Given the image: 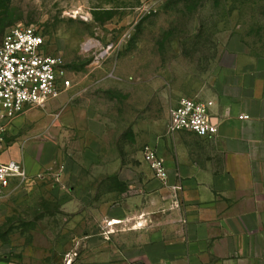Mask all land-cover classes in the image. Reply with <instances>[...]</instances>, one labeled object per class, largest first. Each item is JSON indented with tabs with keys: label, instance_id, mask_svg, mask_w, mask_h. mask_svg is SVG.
Wrapping results in <instances>:
<instances>
[{
	"label": "rangeland",
	"instance_id": "rangeland-1",
	"mask_svg": "<svg viewBox=\"0 0 264 264\" xmlns=\"http://www.w3.org/2000/svg\"><path fill=\"white\" fill-rule=\"evenodd\" d=\"M150 6L0 0V43L12 27H34L71 81L8 126L2 160L26 176L0 197L4 264H85L108 250L110 234L123 233L114 210L156 185L143 151L171 135V111L211 87L227 49L264 70V0Z\"/></svg>",
	"mask_w": 264,
	"mask_h": 264
},
{
	"label": "crops",
	"instance_id": "crops-1",
	"mask_svg": "<svg viewBox=\"0 0 264 264\" xmlns=\"http://www.w3.org/2000/svg\"><path fill=\"white\" fill-rule=\"evenodd\" d=\"M256 64L225 51L211 87L196 94L218 134L158 135L168 181L156 177L138 201L116 208L111 226L122 235L111 233L109 249L85 264H264V70Z\"/></svg>",
	"mask_w": 264,
	"mask_h": 264
},
{
	"label": "built area",
	"instance_id": "built-area-1",
	"mask_svg": "<svg viewBox=\"0 0 264 264\" xmlns=\"http://www.w3.org/2000/svg\"><path fill=\"white\" fill-rule=\"evenodd\" d=\"M147 1L153 9L162 0ZM70 87L63 59L46 54L44 37L37 29L18 25L8 30L0 43V197L14 181L26 176L20 164L2 160L8 126L28 107L44 106ZM168 131L171 135L186 131L209 138L216 136L219 129L205 103L184 99L171 111ZM143 159L155 177L168 181L165 162L155 147H145ZM180 190L174 187L175 192Z\"/></svg>",
	"mask_w": 264,
	"mask_h": 264
},
{
	"label": "bare ground",
	"instance_id": "bare-ground-1",
	"mask_svg": "<svg viewBox=\"0 0 264 264\" xmlns=\"http://www.w3.org/2000/svg\"><path fill=\"white\" fill-rule=\"evenodd\" d=\"M88 48V47H87ZM119 222H116V224H118Z\"/></svg>",
	"mask_w": 264,
	"mask_h": 264
}]
</instances>
